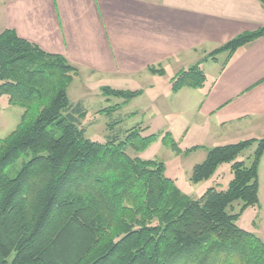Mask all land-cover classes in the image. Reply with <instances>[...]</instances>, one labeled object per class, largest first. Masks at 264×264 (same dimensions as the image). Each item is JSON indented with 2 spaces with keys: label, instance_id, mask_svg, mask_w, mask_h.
<instances>
[{
  "label": "trees",
  "instance_id": "1",
  "mask_svg": "<svg viewBox=\"0 0 264 264\" xmlns=\"http://www.w3.org/2000/svg\"><path fill=\"white\" fill-rule=\"evenodd\" d=\"M263 35L264 26L242 33L210 57L229 52L224 68L241 46ZM148 70L165 74L161 65ZM77 75L79 68L64 55L43 50L14 29L0 32V110L4 96L24 109L16 128L0 139V264H264V241L237 223L259 204L264 137L207 148L191 181L209 180L226 163L233 178L227 188L211 187L193 198L166 175L164 162L129 153L160 138L181 153L171 133L145 135L147 128L138 126L124 138L86 137L84 105L69 98ZM206 80L197 63L177 73L172 91L200 88ZM100 90L123 100L99 110L110 114L144 92ZM254 145L249 164L238 160ZM27 152L31 158L10 177L7 168Z\"/></svg>",
  "mask_w": 264,
  "mask_h": 264
},
{
  "label": "crops",
  "instance_id": "2",
  "mask_svg": "<svg viewBox=\"0 0 264 264\" xmlns=\"http://www.w3.org/2000/svg\"><path fill=\"white\" fill-rule=\"evenodd\" d=\"M263 26L260 0H0V32L14 29L64 55L79 68L72 85L99 93L102 86L143 89L137 98H148L147 107L158 110L154 118L188 124L183 139L209 148L264 137V35L241 46L224 68L220 53L210 57ZM211 59L218 67L209 74L204 65ZM197 63L207 77L204 86L174 93L167 71ZM159 65L164 75L148 70ZM258 173L259 204L237 223L264 241V155Z\"/></svg>",
  "mask_w": 264,
  "mask_h": 264
},
{
  "label": "rangeland",
  "instance_id": "3",
  "mask_svg": "<svg viewBox=\"0 0 264 264\" xmlns=\"http://www.w3.org/2000/svg\"><path fill=\"white\" fill-rule=\"evenodd\" d=\"M219 64L222 65L226 59L225 53L217 55ZM211 59L208 64L204 65L207 73L211 74L212 69H215L216 64ZM192 64L189 65V67ZM189 67H186L189 68ZM185 69V68H183ZM181 69V70H183ZM178 72V71H177ZM174 70H168L166 79L173 80L177 75ZM84 86V85H83ZM82 85L74 83L69 88V98L74 104L81 102L86 110V115L80 118L81 126L86 130V137L94 140L104 142L109 136L115 135L124 138L127 131L138 126L148 128L145 135L152 133H171L173 139L178 143L181 153L173 151L170 147L158 139L151 144L145 151L136 153L133 149H129L132 156H139L143 159H157L165 163L166 175L175 180L177 186L186 194L193 198L200 197L207 189L215 187L217 189H225L232 179L230 164L221 165L214 176L209 180L200 183L191 181V174L196 164L204 161L207 155V148L200 145V141L196 139H183V134L187 129L188 124L182 125L181 121L177 125L170 126L169 124H162L158 118H154L157 109L149 108V100L146 97H139L132 100L130 103L124 105L120 110L110 113H99V110L110 107L114 104L121 103L122 98L110 97L107 98L95 90L88 92L84 90ZM87 89V86H84ZM165 97V95L163 96ZM2 108L0 110V139L8 136L18 125L21 120L24 109L18 106H12L8 103L6 96L2 99ZM163 109V108H162ZM165 111V109H163ZM154 113V115H153ZM114 130L111 131L108 126L111 123L118 122ZM147 130V129H146ZM200 146L198 150L187 152L188 149ZM256 146L242 152L238 158L240 161H246L249 164ZM32 156L31 152L24 153L20 159L11 164L7 168V173L10 177H15ZM240 202H236L238 206Z\"/></svg>",
  "mask_w": 264,
  "mask_h": 264
}]
</instances>
